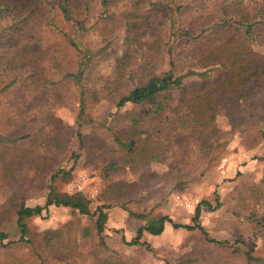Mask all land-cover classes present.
<instances>
[{"label":"rangeland","instance_id":"obj_1","mask_svg":"<svg viewBox=\"0 0 264 264\" xmlns=\"http://www.w3.org/2000/svg\"><path fill=\"white\" fill-rule=\"evenodd\" d=\"M231 1L234 0H204L200 10L196 13L189 10L174 31L196 33L197 27L209 26L219 20L221 3ZM158 17L148 20L151 23L155 19L154 25L163 23V30L159 27L155 33L153 28L138 29L133 23L127 34L122 32L125 29H120L118 43L112 41L110 45L115 44L116 55H107L105 51L109 47L101 49L100 32L91 22L88 24L84 36L78 37L84 39L88 47L87 67L82 79L86 88L84 95L73 81L67 80L64 86H57L60 91H56L54 103L30 105L29 110H25L30 112L29 115L25 112L27 119L24 121L31 122L38 133L33 144L36 143L47 157L43 164L47 171L39 178L37 168L29 170L24 165L16 168L13 164L3 168L0 165V203L13 189H20L27 205L44 204L52 187L68 193L81 192L95 206L108 205L103 231L107 248L104 249L115 253L114 257L126 264H264V199H256L257 190L264 192V187H259L264 179V136L254 146L242 142L247 125L264 112V84L259 78H251L248 85L251 96L241 100L237 110L230 107L227 95L221 96L219 112L213 121L216 134L207 138L212 147L208 155L204 145L194 142L196 131L174 130L171 144L172 133H167L170 129L163 115L168 113L169 122L174 123L184 113L181 95L173 92L169 110L166 107L163 113L133 127L142 132V137L155 129L161 131L153 135L154 148L149 151L153 157L148 155V162L137 166L123 163V152L113 139L115 128L128 130L125 123L128 118L119 115L126 109L137 113L140 107L128 103L115 114L116 102L139 86L141 79L137 65L132 63L124 65L123 74H118L115 59L128 44L131 49L141 45L140 54L144 48L146 55L158 60L159 43L166 36L174 39L166 14ZM58 26L74 33L67 21H60ZM54 37L53 30L47 27L41 34V46H49ZM34 48L38 49L37 46ZM256 52L259 58L264 57V35ZM31 55L41 65L50 64V51L39 50L37 55L32 52ZM158 63L159 74L169 69L165 58ZM251 68L249 74L261 68L264 70L258 60ZM208 75L209 71L190 73L184 81L198 82ZM83 96L86 105H83ZM82 108L85 121L78 118ZM25 122L21 124L25 125ZM3 124L0 120V129ZM1 141L0 138V145ZM109 163H117V167L109 177H104L103 168ZM79 184H82L80 190ZM197 206L200 207L198 222L205 233L200 229L173 226L172 223L194 224ZM129 211L145 213L148 218L167 215L172 222H167L157 235L144 231L141 240L146 245L128 244L145 223L144 219L131 216ZM73 218L80 222L76 247L80 257L72 264H95L90 254L95 242L100 245L94 236L95 217L84 214L75 217L69 208L51 205L48 211L28 218L27 223L32 232H37L57 228ZM14 239L17 237L10 235L0 241V264H25L26 255L33 251V245L32 248L14 244L3 253L2 245ZM248 252L256 257L255 261H248Z\"/></svg>","mask_w":264,"mask_h":264},{"label":"trees","instance_id":"obj_2","mask_svg":"<svg viewBox=\"0 0 264 264\" xmlns=\"http://www.w3.org/2000/svg\"><path fill=\"white\" fill-rule=\"evenodd\" d=\"M203 1L0 0V120L4 123L0 129L3 142L0 145V165L3 168L11 164L16 168L22 165L29 170L37 168L36 176L39 178L46 173L43 164L47 157L36 143L33 144L38 133L31 122L24 121L27 119L26 114L29 115L30 112L25 110L28 111L30 105L54 103L56 91H60L58 87L67 84V80L73 81L84 95L86 88L82 79L87 67L88 47L84 39L78 37L84 36L90 22L100 32L101 49L109 47L105 51L107 55H116L115 44L118 43L120 29H125L122 32L127 34L133 23L138 29L153 28L155 33L159 31V27L163 30V23L157 22L154 25L155 19L151 23H148V20L164 14L169 19L170 35L174 39L166 36L159 43L160 56H156L158 60L146 55L144 48L140 54L141 45L131 49L128 44L123 53L115 59V67L120 75L123 74L124 65L136 64L141 81L139 86L116 102L115 114L120 113V108L128 103L139 105L140 110L132 113L126 109L119 115L123 119L128 118L125 120L128 130L124 132L115 128L113 139L118 149L123 152L125 165L128 163L137 166L148 162V158L153 157L149 155L150 149L154 148L153 135L161 131L155 129L142 137V132L133 127L145 122L149 117L163 113L168 107L171 93L177 92L184 103L182 117H178L173 123L169 122L168 113L163 115V120L170 129L167 133H172L171 144L174 141V130L182 128L189 133L196 131L194 142L199 146L204 145L208 155L212 147L207 138L210 139L212 134H216L213 121L219 112L221 96L227 95L230 107L237 110L240 101L251 96L248 85L252 77L259 78L264 84L262 68L249 74L256 60L264 66V57L259 58L256 52V46L264 35V0L222 2L219 20L209 26L197 27L196 33L174 31L189 10L192 13L200 10ZM62 20L72 25L73 34L58 26ZM47 27L53 30L55 37L54 41L44 48L41 46V34ZM112 41L115 44L110 46ZM39 50L44 53L50 51L51 61L47 66L41 65L40 61L31 55V52L37 55ZM164 58L169 69L159 74L158 62H162ZM173 70H178V73ZM199 71H209V75L198 82L184 81L186 75ZM83 99V105H86L84 96ZM167 109L169 110V107ZM84 113L82 108L78 115L83 121ZM22 122H25V125L21 124ZM263 123L264 112L247 125L242 142L250 146L258 143L264 136ZM78 136L82 140L80 132ZM28 142L31 144L25 147ZM116 167L117 163L107 164L103 168V176L109 177ZM259 187H264V179ZM257 194L256 199H264V192L257 190ZM203 203L209 205L205 201ZM51 205L69 208L75 217L82 214L95 217L94 236L100 244L95 242L91 248L90 254L95 264H126L121 259H116L113 255L115 253L104 249L106 244L103 231L108 218L105 207L108 205L95 206L93 201L81 192L68 193L52 187L44 204L27 205L20 189H13L0 203V241L10 235L17 237L2 245L3 253L14 244L29 245L34 248L26 255L25 264L76 262L80 257L76 251L79 219H69L57 228H46L37 232H32L28 226V218L42 214L43 210L48 211ZM199 212L200 207L197 206L194 224H172L175 228L200 229L204 232L198 222ZM129 214L145 220L137 229L135 237L128 241V244L133 245L145 244L141 240L144 231L157 235L164 230L167 222H172L167 215L148 218L145 213L129 211ZM211 241L228 243L214 239ZM247 259L252 262L256 257L248 252Z\"/></svg>","mask_w":264,"mask_h":264},{"label":"built area","instance_id":"obj_3","mask_svg":"<svg viewBox=\"0 0 264 264\" xmlns=\"http://www.w3.org/2000/svg\"><path fill=\"white\" fill-rule=\"evenodd\" d=\"M82 188V184H79L78 185V189L80 190Z\"/></svg>","mask_w":264,"mask_h":264}]
</instances>
